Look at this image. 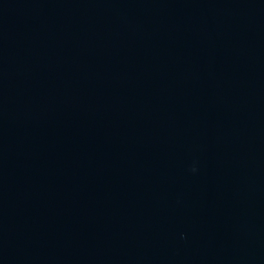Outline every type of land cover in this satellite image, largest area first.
<instances>
[{"label": "water", "instance_id": "water-1", "mask_svg": "<svg viewBox=\"0 0 264 264\" xmlns=\"http://www.w3.org/2000/svg\"><path fill=\"white\" fill-rule=\"evenodd\" d=\"M0 264H264V0H0Z\"/></svg>", "mask_w": 264, "mask_h": 264}]
</instances>
